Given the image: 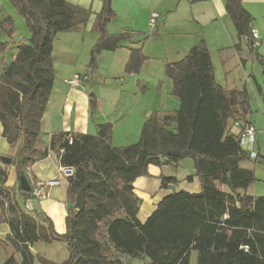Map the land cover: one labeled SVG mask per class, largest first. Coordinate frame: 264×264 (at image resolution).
Instances as JSON below:
<instances>
[{"label": "trees", "instance_id": "1", "mask_svg": "<svg viewBox=\"0 0 264 264\" xmlns=\"http://www.w3.org/2000/svg\"><path fill=\"white\" fill-rule=\"evenodd\" d=\"M7 1L24 20L30 37L16 45L14 59L0 74L2 137L16 149L9 164L0 161V225H8L6 241L21 256L20 263L9 256L2 264H55L31 253V246L38 242L65 244L69 257L60 264H126L120 256L145 258L144 264H190L191 252H196V264H264V232L253 228L264 224V197L254 199L238 192L255 179L252 171L239 166L249 159L228 134L231 122L246 121L250 114L249 95L245 88L224 91L216 83L204 42L192 47L182 60L164 66L179 108L152 112L137 143L112 147V125L105 123L97 125L94 135H52L48 148L40 152L36 148L39 119L54 81L55 37L76 29L86 18L68 0ZM225 12L238 42L243 41L254 55L264 78V58L257 54L251 33L253 17L242 0H225ZM115 16L111 0H103L94 28L99 37L90 50L85 74L88 79L101 51L114 52L123 41L151 36L107 33L106 25ZM153 30L155 38L157 30ZM15 32L12 18L0 14V36L11 40ZM9 45L0 41V55ZM129 53L123 72L137 74L147 58L141 48ZM95 108L92 96L91 114ZM49 151L58 155L60 166L73 170L67 178L63 234L54 231L48 218L25 211L17 201V197L24 202L32 199L31 190H21L19 178ZM184 160L193 163L201 192L171 193L141 224L136 218L141 200L134 193V182L150 177V166L176 167ZM9 166L16 173L15 188L6 186ZM171 182L175 179H162L161 187ZM82 188L86 202L78 211L75 197Z\"/></svg>", "mask_w": 264, "mask_h": 264}, {"label": "crops", "instance_id": "2", "mask_svg": "<svg viewBox=\"0 0 264 264\" xmlns=\"http://www.w3.org/2000/svg\"><path fill=\"white\" fill-rule=\"evenodd\" d=\"M88 1L90 0H71L73 3L71 5H84ZM156 1L157 5H161L167 0ZM242 5L253 17L252 29L257 33L256 52L264 58V17L257 18L255 14L259 9L264 14V0H242ZM101 6L102 4L99 3L97 10L100 11ZM158 10L161 9H154L153 11L160 13L162 16L163 13ZM167 11V16H162L163 18L158 21L157 36L154 38V41L161 43L160 50L164 57L161 74L162 72L164 74L166 64L182 60L192 47L203 41L210 54L216 83L224 91L241 90L242 88L247 90L251 112L246 117V121L251 123L256 131L255 151L257 159L240 162L239 166L241 168L253 172L255 181L246 190L238 192L254 199L264 197V78L259 63L254 55L248 51L243 41L238 42L235 30L225 12V0H174V4ZM0 14L11 17L16 28L11 40L3 35L0 36L1 42L10 43L0 57L1 74L3 67L14 59L16 45L20 42H27L30 35L26 30L25 23H22L19 19L20 16L7 0H0ZM162 23L163 27H160ZM17 24H20V30L17 29ZM78 28L79 26L76 29ZM93 30L95 31V29ZM164 34L180 38L173 39L171 44L165 46L162 45L161 41ZM98 37L99 34L95 33L91 37V41L86 44L87 53H90ZM142 40L136 38L131 41H124L119 44V48L114 52L101 51L97 55L96 71L102 67V60H105L107 75L113 76L111 74H114L115 70L113 69L117 65L120 71H124V66L130 54L129 50L141 48L147 60L140 72L125 75L126 77L120 76V82L117 86L109 81L92 88L90 83L93 78L91 75L80 86L71 87L65 81L79 74L74 73L69 79L64 77L63 74H58L57 77L59 78H57L53 67L54 81L45 109L39 119L40 136L36 144L38 151L43 152L48 148L52 135L60 133L94 135L96 134L97 125L105 123L112 125V147L129 146L138 142L142 125L152 112H173L179 108V101L172 96L171 81L168 78L161 79L159 71L158 76L153 75L155 74V67L152 66L151 60H155V58L148 56L144 49L147 43L146 41L142 43ZM236 44H239L238 48H234ZM9 50H11L10 56L6 59ZM88 57H86L85 63ZM255 64L258 65L259 69ZM154 90H156L155 94ZM92 96L95 98L96 108L91 114L90 98ZM15 151L16 149L11 148L2 137V127L0 125V157L11 159ZM185 162L189 167L186 173L190 174H182V178L179 180L176 173L182 167L184 161L176 167L159 168L150 166L148 168L150 177L138 178L134 182V193L141 200L136 216L141 224L146 222L156 210L157 205L171 193L185 191L198 194L201 192V185L198 177L195 176L193 163L191 161ZM59 168V158L55 152L49 151L46 157L38 159L29 168L31 180L39 183L57 180L59 184L48 188V196L44 200L24 202L22 198L17 197V201L25 211L48 218L53 224L54 231L63 234L68 208L66 195L69 183L68 179L61 175ZM169 170L175 172L174 176L168 174ZM188 177H192V180L188 181ZM168 178L175 179V182L168 183L165 188H162V179ZM16 181L14 168L12 166L7 167L6 186L15 188ZM217 188L227 192L225 186L218 185ZM9 234L8 225L1 224L0 264L9 256H13L18 263L21 261L20 254L6 241ZM30 250L33 255L55 264H60L69 257L66 245L60 242H38L33 244ZM191 255L192 252L190 259ZM120 259L126 264H138L139 262L144 264L147 262L145 258L131 259L120 256ZM35 264L37 263L35 262Z\"/></svg>", "mask_w": 264, "mask_h": 264}, {"label": "rangeland", "instance_id": "3", "mask_svg": "<svg viewBox=\"0 0 264 264\" xmlns=\"http://www.w3.org/2000/svg\"><path fill=\"white\" fill-rule=\"evenodd\" d=\"M102 1L103 0H90L88 2H85L84 5H76V4L73 5L76 8H78V10L82 11V13L85 14L84 17L86 18V21L84 22V24L80 25L78 29L67 32H61L56 35L53 44V54H52L53 67L56 77L58 74H63L64 77L69 79L73 76L74 73L79 75L86 74L85 72L87 69L85 67V64L88 65L90 58V53L86 52V44L89 41H91V37L95 33H97L93 29L95 28V25L98 23L96 17L98 15L99 9L97 10V7L99 3L102 4ZM156 2H157L156 0H111V8L115 12L116 16L113 20L107 23L106 31L109 34H116L124 31H128V32H138L141 33L142 35H151L150 38H148V40H145L144 37H139V38L143 39L141 41L142 43L146 41L147 44L145 45L144 49L148 54V56L153 59L155 58V60H151L152 66L155 67V74L153 75L158 76V71H159V77L161 76V79H166L163 72L161 74V69L164 60L163 54L160 50L161 43L154 41V37L152 35L155 34V31L151 30L150 27L148 26V20L150 13L154 9L156 10L161 9L158 11L163 13L162 14L163 17H166L168 14L167 10L168 8H170V6L174 4V0H167L161 5H157ZM68 3L73 4L71 0H68ZM255 14L257 18L261 16L264 17V14L261 9L257 10ZM19 19L24 24L23 19L21 17ZM20 24H17L18 30H20ZM160 27H163V23ZM192 28L194 27L192 26ZM179 38L164 34L161 40L162 45L168 46L169 44L172 43L173 39L176 40ZM10 53L11 50L7 52L6 59L9 58ZM87 56L89 57L85 63ZM256 67L259 69L258 65H256ZM98 70L96 71L95 69L92 74L90 73V76L92 75L93 78L92 79L93 81L90 83L92 85V88L101 85L103 82H109V81L113 82L114 85L117 86L119 85L120 82V76L126 77L125 76L126 74H123V71H120L118 65L115 69H113L115 70L114 74H111L113 76H108L107 63L105 60H102V67L98 68ZM119 73L120 75H118ZM155 93L156 90H154V94ZM165 94L166 91L164 93V96ZM185 161H190V160H184L182 167L178 169V172L176 173L178 180L182 178L181 177L182 174H190V173H186L188 172L189 167L188 164H185L186 163ZM168 174H170V176H174L175 172L173 170H169ZM253 228L255 229L254 231H259L260 233L264 232V224H256ZM138 264L141 263L139 262ZM190 264H196L195 252H192Z\"/></svg>", "mask_w": 264, "mask_h": 264}, {"label": "built area", "instance_id": "4", "mask_svg": "<svg viewBox=\"0 0 264 264\" xmlns=\"http://www.w3.org/2000/svg\"><path fill=\"white\" fill-rule=\"evenodd\" d=\"M162 18L161 14L152 11L149 20L148 26L151 30L157 27L158 21ZM253 38L255 39V45L257 46V33L252 29L251 31ZM88 80L86 75H74L71 79L65 81L71 87H78ZM228 134L236 138L239 148L241 151L248 157L249 160H256L257 153L255 151L256 143V131L253 125L247 121L235 120L231 122L228 128ZM71 137H69V140ZM59 171L63 177H70L73 174V170L68 167L60 166ZM25 177L30 184L31 190V200H44L48 196V188L57 186L59 182L57 180H49L45 183H39L31 180V175L29 168L25 171Z\"/></svg>", "mask_w": 264, "mask_h": 264}, {"label": "water", "instance_id": "5", "mask_svg": "<svg viewBox=\"0 0 264 264\" xmlns=\"http://www.w3.org/2000/svg\"><path fill=\"white\" fill-rule=\"evenodd\" d=\"M0 161L9 164L11 162V159L8 157H0ZM19 186L21 188L22 191L24 192H29L30 191V184L27 181L25 176H21L19 178ZM85 188H82L76 195L75 197V203H74V207L76 208V210L81 211L84 209L85 206Z\"/></svg>", "mask_w": 264, "mask_h": 264}]
</instances>
